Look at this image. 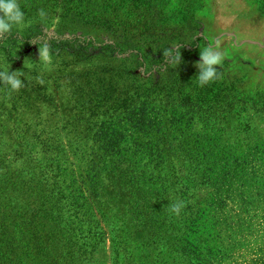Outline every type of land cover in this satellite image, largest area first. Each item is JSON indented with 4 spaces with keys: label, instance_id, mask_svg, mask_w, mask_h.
Masks as SVG:
<instances>
[{
    "label": "rangeland",
    "instance_id": "374dc122",
    "mask_svg": "<svg viewBox=\"0 0 264 264\" xmlns=\"http://www.w3.org/2000/svg\"><path fill=\"white\" fill-rule=\"evenodd\" d=\"M18 4L24 23L8 34L18 41H0V71H18L23 82L33 80L57 106L60 158L69 170L79 172L81 165L74 137L92 131L85 122L77 124V118L93 91H111V99L101 97L110 105L128 96L140 101L145 94L155 105L186 100L202 107L194 114L190 108L179 111L187 112L188 139L172 140L158 168L152 160H138L139 191L113 183L115 177L99 179V197L88 201L95 224L76 223L67 201L60 205L61 228H72L75 241L73 258L58 264L263 263L264 0ZM42 8L45 19L38 15ZM127 40L132 49L101 53V47ZM44 43L51 50L47 66L38 55ZM209 45L218 46L225 59L217 66L220 78L200 87L195 65ZM174 49L181 60L165 63L164 52ZM9 98V89L0 84V116L3 106L11 108ZM103 117L91 121L99 124ZM188 150L205 159L178 156ZM8 194L11 204H26L19 187ZM175 200L186 205L179 216L167 209Z\"/></svg>",
    "mask_w": 264,
    "mask_h": 264
},
{
    "label": "trees",
    "instance_id": "16d2710c",
    "mask_svg": "<svg viewBox=\"0 0 264 264\" xmlns=\"http://www.w3.org/2000/svg\"><path fill=\"white\" fill-rule=\"evenodd\" d=\"M39 37L35 35L33 39ZM6 39L16 42L19 37L7 35ZM124 47L132 49L131 41L103 46L100 50L113 54ZM23 83L18 92L10 94L11 108L3 106L4 114L0 116V264H58L61 259L73 258L75 241L72 228H61L60 205L67 201L64 204L73 208L76 223L95 224L88 201L99 197V179L103 175L115 177L113 183L139 191L138 176L142 172H138V160H152L158 168L165 152L171 151L172 140L178 136L184 141L188 139L184 131L187 112L179 111L190 108L194 114V110L202 107L186 100L171 106L155 105L145 94L140 101L128 96L110 105L104 98L111 99L108 96L111 91H93L80 105L77 118V124L85 122L92 127L91 133L74 137L75 155L81 163L77 172L64 167L60 158V137L55 131L57 111L53 109L58 110L57 106L33 80ZM99 115L104 116L99 124L91 121ZM186 152L178 156L205 159L198 151ZM17 187L26 197L23 207L11 204L8 199V193Z\"/></svg>",
    "mask_w": 264,
    "mask_h": 264
},
{
    "label": "clouds",
    "instance_id": "9594fccd",
    "mask_svg": "<svg viewBox=\"0 0 264 264\" xmlns=\"http://www.w3.org/2000/svg\"><path fill=\"white\" fill-rule=\"evenodd\" d=\"M38 15L41 19L47 16L46 11L40 9ZM59 19L58 17L56 18ZM24 23V13L21 10L18 0H0V41L4 40L11 33L14 26H21ZM50 47L47 43L42 44L38 49L39 61L45 66L51 63ZM175 52V54H173ZM165 63H177L181 60V53L178 49L165 51ZM225 54L217 47L211 45L204 47L200 51L199 62L195 67L198 69L196 80L200 87H204L219 79L217 66L222 65ZM0 84L7 86L9 94L18 92L23 86V81L19 78L18 71H0ZM184 201L175 200L167 206L171 214L179 216L185 207Z\"/></svg>",
    "mask_w": 264,
    "mask_h": 264
}]
</instances>
